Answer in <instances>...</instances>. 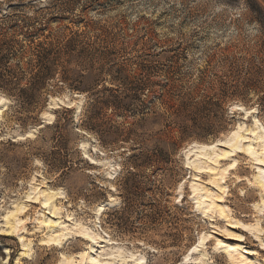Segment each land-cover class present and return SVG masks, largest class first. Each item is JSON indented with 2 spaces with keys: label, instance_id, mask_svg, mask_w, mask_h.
Wrapping results in <instances>:
<instances>
[{
  "label": "rangeland",
  "instance_id": "1",
  "mask_svg": "<svg viewBox=\"0 0 264 264\" xmlns=\"http://www.w3.org/2000/svg\"><path fill=\"white\" fill-rule=\"evenodd\" d=\"M6 18L75 51L36 104L0 93V264H264V0H0ZM182 90L213 98L184 141ZM101 96L109 133L88 120Z\"/></svg>",
  "mask_w": 264,
  "mask_h": 264
},
{
  "label": "trees",
  "instance_id": "2",
  "mask_svg": "<svg viewBox=\"0 0 264 264\" xmlns=\"http://www.w3.org/2000/svg\"><path fill=\"white\" fill-rule=\"evenodd\" d=\"M12 21V18H6L5 24L0 25V93L9 99H17L21 102H28L30 105H34L47 93L49 84L56 77L58 78L62 56H70L74 53V39L62 40L51 34L45 35L43 32L45 29L23 32L21 26ZM25 57L27 59L24 65L23 61ZM247 81L246 79L242 82L243 92H248L251 88V85ZM85 91L88 93L87 90H81V92ZM106 91L100 90L98 94L104 95ZM225 93L227 92H221L224 98L227 95ZM236 93H238L236 90L233 91L231 97H237L236 95L239 94ZM172 98L175 99V104L169 105V109L172 111L171 124L174 129H178L179 140L184 141L195 138L193 136L194 129L199 128L187 124L183 120V117H187L191 121L187 111L193 106L194 102H197L196 104L199 106L206 101V104L209 105L211 104L210 100L213 98H209V100H207V96L204 98L201 96L194 98L191 96V93H183V90L173 92ZM196 99L199 100L196 101ZM111 105H113V101L105 96L97 98L92 103H87V110L90 111L88 120L96 122L93 127H95L94 130H97V133H104L105 131L109 133L111 131V128H108L109 123L101 120L102 110L107 109ZM148 108L144 102H141V106L137 112L141 116H139L140 121L145 124L151 121L149 117L150 112H146ZM130 132L128 133L130 134ZM176 143L173 142V145H176ZM144 156V153L141 151L136 155L133 153L129 155L127 162L133 171L137 170L134 161ZM130 174L134 173L131 172Z\"/></svg>",
  "mask_w": 264,
  "mask_h": 264
},
{
  "label": "bare ground",
  "instance_id": "3",
  "mask_svg": "<svg viewBox=\"0 0 264 264\" xmlns=\"http://www.w3.org/2000/svg\"><path fill=\"white\" fill-rule=\"evenodd\" d=\"M0 100L1 101H4V99L3 98H0ZM237 109H240V110H242L241 108H239V107H237ZM255 112V109H251V110H249V111H246L245 112V118L246 117H249V115H251V114H253ZM259 124V123H258ZM259 126L261 127V125L259 124ZM239 130H240V128H238ZM258 129V128H257ZM257 129L256 130H253V131H248L250 134H254L255 132L254 131H257ZM238 132L239 131H233V132H231L230 133V136H231V138H232V140H236V139H239V136H238ZM260 139H262V140H264V134L260 137ZM220 144H225V143H217V144H213V145H209V146H205V145H203V146H195V147H192L190 150H189V152H188V155H191V154H193V153H196L197 155H195V159H198L199 158V156L200 155H202L203 153H202V151H204V150H208V149H214L216 146H218V145H220ZM194 146V145H193ZM264 161V160H263ZM260 162H262V161H260ZM264 164V163H263ZM200 202L199 201H196V211H199L200 210ZM104 204H102V205H100L98 208H97V215H101V213L103 212V210H104ZM66 230V232H68L69 231V229H65ZM82 233V232H81ZM68 235V233L67 234H65V235H60V236H58V239H53L52 240V242H54L55 244H60L61 243V241L62 240H64L65 238H66V236ZM86 238V237H85ZM89 240H91L92 242H93V245L94 246H97L98 244H109V242L108 241H106V240H101V239H99V238H97L95 235H92L91 237H89ZM203 241H204V238H199V240L197 241V245H194L192 248H190V250L188 251V252H190V253H193L194 251H196L197 249H198V247H200V245H202V243H203ZM98 246H100V245H98ZM92 251H96L95 250V247L92 249ZM94 253H96V254H98V252H92L91 254H94ZM25 254V253H24ZM80 258H81V261H84V259H85V255H81L80 256ZM90 259H88V263L87 264H102L99 260H96V259H94V258H92V257H89ZM82 263V262H81Z\"/></svg>",
  "mask_w": 264,
  "mask_h": 264
},
{
  "label": "snow or ice",
  "instance_id": "4",
  "mask_svg": "<svg viewBox=\"0 0 264 264\" xmlns=\"http://www.w3.org/2000/svg\"><path fill=\"white\" fill-rule=\"evenodd\" d=\"M262 163H264V161H262ZM230 167H235V165H230ZM29 199H31V197H29ZM237 239H243V237H236Z\"/></svg>",
  "mask_w": 264,
  "mask_h": 264
}]
</instances>
